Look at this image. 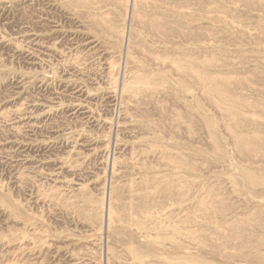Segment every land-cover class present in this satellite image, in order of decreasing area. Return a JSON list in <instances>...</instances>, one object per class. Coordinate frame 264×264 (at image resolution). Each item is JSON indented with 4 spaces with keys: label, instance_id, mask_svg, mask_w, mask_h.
Segmentation results:
<instances>
[{
    "label": "rangeland",
    "instance_id": "1",
    "mask_svg": "<svg viewBox=\"0 0 264 264\" xmlns=\"http://www.w3.org/2000/svg\"><path fill=\"white\" fill-rule=\"evenodd\" d=\"M88 1L0 0V264H264V0Z\"/></svg>",
    "mask_w": 264,
    "mask_h": 264
},
{
    "label": "bare ground",
    "instance_id": "2",
    "mask_svg": "<svg viewBox=\"0 0 264 264\" xmlns=\"http://www.w3.org/2000/svg\"><path fill=\"white\" fill-rule=\"evenodd\" d=\"M7 1H8V0H7ZM15 1H16V0H15ZM70 1H71V0H70ZM81 1H83V0H81ZM87 1H88V0H87ZM90 1H93V0H90ZM98 1H99V0H98ZM101 1H102V0H100V2H101ZM104 1H106V0H104ZM123 1H124V0H123ZM123 1H122V2H123ZM129 1H130V0H129ZM129 1H128V2H129ZM151 1H152V0H151ZM247 1H248V0H247ZM57 2H58V1H57ZM73 2H74V1H73ZM88 2H89V1H88ZM106 2L108 3V1H106ZM142 2H143V1H142ZM6 3H7V2H6ZM28 3H29V2H28ZM42 3H43V2H42ZM51 3H52V2H51ZM102 3L104 4V2H102ZM133 3H135V0H134ZM136 3H137V2H136ZM151 3H152V2H151ZM10 4H11V3H10ZM10 4H9V5H10ZM14 4H15V3H13L12 6H13ZM25 4H26V3H25ZM36 4H37V3H36ZM70 4H71V3H70ZM78 4H79V3H78ZM90 4H91V3H90ZM92 4H94V3H92ZM105 4H106V3H105ZM108 4H109V3H108ZM119 4H120V3H119ZM125 4H126V3H125ZM16 5H17V4H16ZM81 5H82V4H81ZM87 5H88V4H87ZM95 5H96V3H95ZM115 5H117V3H116ZM120 5H121V4H120ZM123 5H124V4H123ZM154 5H155V4H154ZM173 5H174V4H173ZM3 6H4V5H3ZM5 6H6V5H5ZM5 6H4V7H5ZM17 6H19V5H17ZM70 6H71V5H70ZM82 6H85V5H82ZM89 6H90V5H89ZM20 7H21V5H20ZM103 7H104V6H103ZM171 7H172V6H171ZM13 8H14V7H13ZM81 8H82V7H81ZM91 8H93V7H91ZM188 8H189V7H188ZM6 9H8V8H6ZM9 9L11 10V8H9ZM23 9H24V8H23ZM31 9H32V8H31ZM40 9H41V8H40ZM93 9H94V8H93ZM102 9H103V8H102ZM102 9H101V10H102ZM116 9H117V8H116ZM95 10H96V9H95ZM98 10H99V9H98ZM106 10H107V9H106ZM57 11H58V10H57ZM99 11H100V10H99ZM126 11H127V10H126ZM1 12H3V11H1ZM4 12H5V11H4ZM47 12H48V11H47ZM82 12H83V11H82ZM84 12H85V11H84ZM103 12H104V11H103ZM6 13H8V12H6ZM16 13H17V12H16ZM18 13H19V12H18ZM101 13H102V12H101ZM109 13H111V12H109ZM132 13H133V12H132ZM3 14H4V13H3ZM25 14H26V13H25ZM80 14H81V13H80ZM82 14H83V16H86V15H87V14H85V13H82ZM84 14H85V15H84ZM89 14H90V13H89ZM89 14H88V15H89ZM92 14H93V13H92ZM92 14H91V15H92ZM94 14H95V13H94ZM105 14H106V13H104L103 15H105ZM135 14H136V13H135ZM20 15H21V14H20ZM64 15H65V14H64ZM100 15H101V14H100ZM18 16H19V15H18ZM109 16H110V15H109ZM93 17H94V16H93ZM97 17H98V16H97ZM105 17H106V16H105ZM115 17H116V16H115ZM139 17H140V16H139ZM161 17H162V16H161ZM21 18H22V17H21ZM89 18H91V16H90ZM89 18H88V19H89ZM98 18H99V17H98ZM135 18H137V17H135ZM154 18H155V17H154ZM94 19H95V18H94ZM107 19H108V18H107ZM110 19H111V18H110ZM82 20H84V19H82ZM85 20H86V19H85ZM95 20H96V19H95ZM105 20H106V19H105ZM92 21H93V20H92ZM32 22H33V21H32ZM89 22H90V21H89ZM99 22H100V21H99ZM152 22H153V21H152ZM90 23H92V22H90ZM90 23H89V24H90ZM96 23H97V21H96ZM103 23H104V22H103ZM98 24H99V23H98ZM101 24H102V23H101ZM101 24H100V26H101ZM104 24H106V23H104ZM104 24H103V26H105ZM55 25H56V24H55ZM73 25H74V24H73ZM108 25H109V24H108ZM92 26H94V25L92 24ZM141 26H142V25H141ZM109 27H110V26H109ZM109 27H108V29H109ZM118 27H119V26H118ZM59 28H60V27H59ZM59 28H58V29H59ZM85 28H86V27H85ZM91 28H94V27H91ZM113 28H116V27H113ZM113 28H111V29H113ZM141 28H142V27H141ZM158 28H159V27H158ZM161 28H162V27H161ZM15 29H16V28H15ZM55 29H56V28H55ZM89 29H90V28H89ZM96 29H97V28L95 27V30H96ZM106 29H107V28H106ZM106 29H104V30H106ZM111 29H110V31H111ZM120 29H121V28H120ZM120 29H118V30H120ZM240 29H241V28H240ZM242 29H243V28H242ZM82 30H83V29H82ZM87 30H88V29H87ZM87 30H86V31H87ZM91 30H92V29H91ZM102 30H103V28H102ZM118 30L116 31L117 33H119ZM21 31H22V30H21ZM42 31H43V30H42ZM86 31H85V32H86ZM97 31H99V29H98ZM113 31L115 32V29H114ZM113 31H111V32L113 33ZM180 31H181V30H180ZM37 32H38V31H37ZM99 32H100V31H99ZM149 32H150V31H149ZM107 33H108V32H107ZM117 33H116V34H117ZM123 33H124V32H123ZM87 34H88V31L86 32V35H87ZM109 34H110V33H109ZM257 34H258V33H257ZM68 36H69V35H68ZM98 36H99V35H98ZM106 36H107V35H106ZM122 36H123V34H122ZM122 36H121V37H122ZM27 37H28V36H27ZM27 37H26V38H27ZM87 37H88V36H87ZM107 37H108V36H107ZM114 37H115V36H114ZM173 37H174V36H173ZM41 38H42V37H41ZM94 38H95V37H94ZM103 38H104V37H103ZM108 38H109V37H108ZM170 38H171V37H170ZM18 39H19V40H18ZM18 39H17V40L20 41V38H18ZM23 39H25V38H23ZM27 39H28V38H27ZM104 39H105V38H104ZM21 40H22V38H21ZM37 40H39V39H37ZM87 40H89V38H88ZM117 40H120V39H118V37H117ZM122 40H123V38H122ZM15 41H16V40H15ZM33 41H35V40H33ZM46 41H47V40H46ZM49 41H50V40H49ZM98 41H99V40H98ZM103 41H105V40H102L101 42H103ZM106 41H108V40H106ZM109 41H110V40H109ZM109 41H108V42H109ZM10 42H11V41H10ZM24 42H25V41H24ZM41 42H44V41H40V43H41ZM47 42H48V41H47ZM95 42H96V41H95ZM95 42H94V43H95ZM111 42H112V41H111ZM0 43H1V42H0ZM7 43H8V42H7ZM13 43H14V42H13ZM18 43H19V42H18ZM20 43H21V42H20ZM32 43H33V42H31V44H32ZM34 43H35V42H34ZM122 43H123V41H122ZM15 44H16V43H15ZM15 44H13V46H14ZM95 44H96V43H95ZM105 44H106V43H105ZM109 44H111V43H108V45H109ZM141 44H142V43H141ZM5 45H6V43H5ZM32 45H33V44H32ZM36 45H37V44H36ZM40 45H41V44H40ZM98 45H99V42H98ZM111 45H113V44H111ZM111 45H110V46H111ZM0 46H1V45H0ZM99 46H100V45H99ZM39 47H40V46H39ZM12 48H13V47H12ZM18 48H19V47H18ZM25 48H26V47H25ZM35 48H36V46H35ZM103 48H104V47H103ZM14 49H15V48H14ZM19 49H20V48H19ZM44 49H45V48H44ZM104 49H105V48H104ZM37 50H39V49H37ZM42 50H43V49H42ZM42 50L39 51V52L41 53ZM136 50H137V49H136ZM35 51H36V50H35ZM120 51H121V50H120ZM44 52H45V50L43 51L42 55L44 54ZM50 52H51V51H50ZM50 52H49V54L52 53V52H51V53H50ZM13 53H14V52H13ZM46 53H47V52H46ZM46 53H45V54H46ZM53 53H54V51H53ZM17 54H18V53H17ZM17 54H16V55H17ZM14 55H15V54H14ZM19 55H21V53H20ZM53 55H54V54H53ZM88 55H89V54H88ZM92 55H94V54H92ZM107 55H108V54H107ZM107 55H106V56H107ZM153 55H154V54H153ZM46 56H47V55H46ZM49 56H51V55H49ZM57 56H58V55H57ZM57 56H56V57H57ZM60 56H61V55H60ZM33 57H34V56H33ZM41 57H42V56H41ZM51 57H52V56H51ZM54 57H55V56H54ZM158 57H159V56H158ZM169 57H170V56H169ZM160 58H161V57H160ZM164 58H165V57H164ZM187 58H188V57H187ZM32 59H33V58H32ZM58 59H59V57H58ZM151 59H153V58H151ZM181 59H182V58H181ZM195 60H196V59H195ZM69 63H70V62H69ZM114 63H115V62H114ZM106 66H107V65H106ZM182 66H184V65H182ZM28 67H29V66H28ZM185 67H186V66H185ZM218 67H219V66H218ZM171 68H172V67H171ZM186 68H187V67H186ZM186 70H187V69H186ZM187 71H189V69H188ZM108 72H109V71H108ZM110 72H111V71H110ZM145 72H148V71H145ZM115 73H116V72H115ZM187 75H188V73H187ZM213 75H214V74H213ZM199 76H200V75H199ZM113 77H114V76H113ZM183 78H184V77H183ZM138 80H140V79H138ZM150 80H151V79H150ZM151 81H153V80H151ZM154 81H156V80H154ZM154 81L151 82V83L153 84ZM158 82H160L159 79H158ZM15 84H16V83H15ZM149 84H150V83H149ZM149 84H148V85H149ZM212 84H215V83H212ZM238 84H239V83H238ZM240 84H241V83H240ZM153 85H154V84H153ZM158 85H159V83H158ZM246 85H247V84H246ZM139 86H140V85H139ZM156 86H157V85H155L153 88L156 89ZM193 86H194V85H193ZM150 87H152V86H150ZM177 87H178V86H177ZM35 88H36V87H35ZM129 88H130V87H129ZM195 88H196V87H195ZM232 88H233V87H232ZM155 89H152L153 92H154ZM228 89H229V88H228ZM60 90H61V89H60ZM62 90H63V89H62ZM156 90H157V89H156ZM68 91H69V90H68ZM145 91H146V90H145ZM132 92H133V91H132ZM148 92H149V91H148ZM214 92H215V91H214ZM217 92H218V91H217ZM128 93H129V91H128ZM149 93H150V92H149ZM164 93H165V92H164ZM220 93H221V92H218V94H220ZM78 94H79V93H78ZM83 94H84V93H83ZM140 94H141V93H140ZM140 94H139V95H140ZM159 94H160V93H159ZM171 94H172V93H171ZM147 95H148V94H147ZM147 95H146V96H147ZM220 95H221V94H220ZM75 97H76V96H75ZM84 97H85V96H84ZM147 97H149V96H147ZM150 97H151V96H150ZM210 98H211V97H210ZM81 99H82V98H81ZM160 99H161V98H160ZM208 99H209V98H208ZM141 100H142V98H141ZM153 100H154V99H153ZM210 100H211V99H210ZM93 101H94V100H93ZM107 101H108V100H107ZM139 101H140V100H139ZM157 101H158V100H157ZM157 101H156V102H157ZM169 101H170V99H169ZM207 101H208V100H207ZM245 101H246V100H245ZM145 102H146V101H145ZM17 103H18V102H17ZM141 103H142V102H141ZM163 103H164V102H163ZM145 105H146V103H145ZM151 105H152V104H151ZM168 106H169V105H168ZM45 109H46V108H45ZM148 109H149V108H148ZM232 109H233V108H232ZM0 110H1V109H0ZM126 110H127V109H126ZM166 110H167V108H166ZM169 110H170V109H169ZM2 111H3V110H2ZM138 111H139V110H138ZM183 111H184V110H183ZM233 111H234V110H233ZM69 112H70V111H69ZM77 112H78V111H77ZM147 112H148V111H147ZM168 113H169V112H168ZM89 114H90V113H89ZM215 114H216V113H215ZM218 114H219V113H218ZM238 114H239V112H238ZM247 114H248V113H247ZM63 115H64V114H63ZM185 115H186V114H185ZM241 115H242V114H241ZM171 116H173V115L171 114ZM81 117H82V116H81ZM218 117H219V116H218ZM254 117H255V115H254ZM251 120H252V119H251ZM48 121H49V120H48ZM240 122H241V121H240ZM240 122H239V123H240ZM174 124H175V123H174ZM243 124H244V123H243ZM253 124L255 125V122H254ZM241 125H242V124H241ZM132 127H133V126H132ZM233 127H234V126H233ZM152 128H153V127H152ZM173 128H174V127H173ZM142 131H143V130H142ZM187 131H188V130H187ZM146 132H147V131H146ZM143 133H144V132H143ZM225 134H226V133H225ZM250 134H251V133H250ZM144 135H145V134H144ZM225 136H226V135H225ZM252 137H253V136H252ZM231 140H232V139H231ZM255 140H256V139H255ZM239 141H240V140H239ZM243 141H245V140H243ZM230 142H231V141H230ZM240 142H241V141H240ZM260 142H261V140H260ZM243 144H245V143H243ZM241 146H242V145H241ZM23 147H24V146H23ZM40 148H41V147H40ZM244 149H245V148H244ZM30 150L32 151V149H30ZM213 152H214V151H213ZM234 152H235V151H234ZM252 152H253V151H252ZM237 153H238V152H237ZM244 154H245V153H244ZM246 155H247V153H246ZM234 157H235V156H234ZM249 157H250V156H249ZM253 158H254V157H253ZM235 159H236V158H235ZM190 160H191V159H190ZM190 160H189V161H190ZM165 161H166V160H165ZM244 161H245V160H244ZM236 162H237V161H236ZM236 162H235V164H236ZM239 162H240V161H239ZM254 162H255V161H254ZM254 164H255V163H254ZM236 165H237V164H236ZM238 165H239V164H238ZM241 166H242V165H241ZM248 166H249V165H248ZM206 167H207V166H206ZM246 167H247V166H246ZM198 168H199V167H198ZM253 168H254V167H253ZM188 169H189V168H188ZM194 169H195V168H194ZM257 169H258V167H257ZM205 170H206V169H205ZM233 171H234V170H233ZM237 176H238V175H237ZM200 187H201V186H200ZM207 189H208V188H207ZM208 190H209V189H208ZM222 190H223V189H222ZM214 191H215V190H214ZM245 191H246V190H245ZM193 192H194V191H193ZM207 192H208V191H207ZM211 192H212V190H211ZM205 193H206V192H205ZM39 195H40V194H39ZM215 195H216V194H215ZM204 196H205V195H204ZM201 197H202V196H201ZM210 197H211V196H210ZM202 198H203V197H202ZM215 198H216V197H215ZM248 198H249V197H248ZM199 199H200V198H199ZM225 199H226V198H225ZM236 199H237V198H236ZM227 200H228V199H227ZM208 201H209V200H208ZM213 201H214V200H213ZM220 201H221V200H220ZM231 201H232V200H231ZM221 202H223V201H221ZM221 202H220V203H221ZM211 203H212V202H211ZM211 203H210V204H211ZM214 203H215V201H214ZM223 204H224V203H223ZM213 205H214V204H213ZM259 207H260V206H259ZM215 208H216V207H215ZM257 208H258V207H257ZM260 208H261V207H260ZM187 209H188V207H187ZM193 209H194V208H193ZM195 210H196V209H195ZM213 211H214V210H213ZM190 212H191V211H190ZM192 212H193V211H192ZM226 212H227V211H226ZM215 213H217V212H215ZM219 213H220V212H219ZM250 213H251V212H250ZM189 214H190V213H189ZM244 214H245V213H244ZM247 214H248V213H247ZM190 215H191V214H190ZM223 215H224V213H223ZM225 215H226V214H225ZM248 216H249V215H248ZM3 217H4V215H3ZM185 217H186V216H185ZM249 217H250V216H249ZM192 218H193V217H192ZM241 218H243V217H241ZM184 219H185V218H184ZM234 219H235V218H234ZM249 219H250V218H249ZM201 220H203V219H201ZM201 220H200V221H201ZM206 220H208V219H206ZM251 220H252V219H251ZM185 221H186V220H185ZM263 221H264V220H263ZM186 223H187V222H186ZM248 223H249V222H248ZM225 224H226V223H225ZM227 225H228V224H227ZM231 225H232V224H231ZM222 226H223V225H222ZM253 226H255V225H253ZM225 227H226V226H225ZM219 228H220V227H219ZM219 228H218V229H219ZM223 228H224V226H223ZM185 229H186V228H185ZM228 229H229V228H228ZM242 229H243V228H242ZM259 229H260V228H259ZM259 229H258V230H259ZM182 230H183V229H182ZM216 230H217V229H215V231H216ZM220 230H221V229H220ZM247 230H248V229H247ZM130 232H131V231H130ZM220 232H221V231H220ZM226 232H227V231H226ZM242 232H243V231H242ZM242 232H241V233H242ZM254 232H255V231H254ZM230 233H231V232H230ZM236 233H239V232H236ZM241 233H240V234H241ZM132 234H133V233H132ZM143 234H144V233H143ZM163 234H164V233H163ZM133 235H134V234H133ZM216 235H217V234H216ZM219 235H220V234H219ZM246 235H247V233H246ZM214 236H215V233H214ZM221 236H222V233H221ZM252 236H253V235H252ZM256 236H257V235H256ZM107 237H108V236H107ZM202 237H203V236H202ZM248 237H249V236H248ZM131 238H132V237H131ZM136 238H137V237H136ZM138 238H139V237H138ZM140 238H141V237H140ZM194 238H195V237H194ZM262 238H263V237H262ZM177 239H178V238H177ZM196 239H197V238H196ZM233 239L235 240V238H233ZM252 239H253V237H252ZM207 240H208V239H207ZM256 240H257V238H256ZM241 242H242V241H241ZM37 244H38V243H37ZM109 244H111V243H109ZM132 244H133V243H132ZM209 244H210V243H209ZM243 244H245V243H243ZM243 244H242V245H243ZM252 244H253V243H252ZM144 245H145V244H144ZM206 245H207V244H206ZM235 245H236V244H235ZM247 245H248V244H247ZM253 245H254V244H253ZM139 246H140V244H139ZM208 246H211V245H208ZM151 247H153V246H151ZM205 247H206V246H205ZM222 247H223V246H222ZM148 248H149V247H148ZM154 248H155V247H154ZM216 248H217V247H216ZM225 248H226V247H225ZM236 248H237V247H236ZM256 248H257V247H256ZM138 249H139V248H138ZM141 249H142V248H141ZM205 249H206V248H205ZM228 249H230V248L228 247ZM228 249H226V250H228ZM142 250H144V249H142ZM154 250H156V249H154ZM207 250H208V249H207ZM220 250H221V248H220ZM223 250H224V249H223ZM138 251H139V250H138ZM228 251H229V250H228ZM248 251H249V250H248ZM248 251H247V252H248ZM260 251H261V250H260ZM226 252H227V251H226ZM234 252H235V251H234ZM155 254H156V253H155ZM122 255H123V254H122ZM151 255H153V254L151 253ZM151 255H150V256H151ZM157 255H158V254H157ZM159 255H160V254H159ZM214 255H215V254H214ZM147 256H148V255H147ZM153 256H154V255H153ZM154 257H155V256H154ZM190 257H191V256H190ZM194 258H195V257H194ZM195 259H196V258H195ZM174 260H175V259H174ZM198 260H199V259H198ZM74 261H75V260H74ZM152 261H153V260H152ZM154 262H155V261H154ZM66 263H67V262H66ZM161 263H162V261H161ZM163 263H164V262H163ZM148 264H149V263H148ZM154 264H155V263H154ZM164 264H165V263H164ZM224 264H225V263H224Z\"/></svg>",
    "mask_w": 264,
    "mask_h": 264
}]
</instances>
